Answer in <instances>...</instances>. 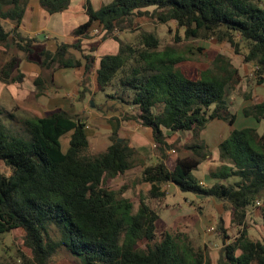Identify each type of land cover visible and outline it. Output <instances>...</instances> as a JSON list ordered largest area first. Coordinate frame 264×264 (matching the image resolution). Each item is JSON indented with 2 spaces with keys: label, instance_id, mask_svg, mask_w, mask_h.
Returning <instances> with one entry per match:
<instances>
[{
  "label": "trees",
  "instance_id": "16d2710c",
  "mask_svg": "<svg viewBox=\"0 0 264 264\" xmlns=\"http://www.w3.org/2000/svg\"><path fill=\"white\" fill-rule=\"evenodd\" d=\"M27 2L0 0V61L9 54L0 64V81L23 80L19 53L44 68L84 65L89 79L96 56L84 53L81 41L92 36L91 27L98 21L102 37H113L119 43L116 52L100 56L98 89H110L105 99L136 109L128 119L151 129L160 157L143 166L141 180L149 183L150 189L140 193L134 210L132 200L107 186L135 165L128 140H118L121 125L117 118L109 120L110 144L93 154L85 118L65 109L23 117L22 131L27 136L14 133L0 120V162L9 170L5 173L0 168V235L16 228L24 230L32 256H24L23 263L58 264L52 256L64 246L81 259L80 264H212L207 252L195 247L185 234L164 231L157 236L160 215L148 200L163 197L167 192L164 185L173 183L196 198H217L231 204V221L243 228L226 244L219 264H264V241L249 238L244 227L247 209L264 194V130L235 128L220 142L219 155L224 163L211 171L215 181L209 185L202 184L195 173L208 155L203 141L189 145L192 153L178 157L173 168L166 164V149L172 146L168 133L190 132L199 138L213 119L234 123L236 114L229 110L226 90L239 80L238 69L219 62L221 73L205 69L190 76L179 66L182 57L172 47L161 50L159 37L152 32H142L138 43H125L113 34L132 25L136 15L150 14L162 23L173 20L186 37L229 42L257 67L256 80L262 83V0H112L98 9L88 0V19L73 30L78 38L59 43L55 51L21 30ZM70 2L40 0L49 13L65 10ZM7 20L14 25L6 27ZM71 49L79 51L80 58L74 57ZM34 84L36 94L41 95L45 80L37 76ZM88 89L85 86L80 93ZM244 114L262 121L264 101L244 108ZM65 134H69L66 150L61 140ZM230 177L237 179L228 181ZM53 226L60 231L58 240L51 236Z\"/></svg>",
  "mask_w": 264,
  "mask_h": 264
},
{
  "label": "rangeland",
  "instance_id": "374dc122",
  "mask_svg": "<svg viewBox=\"0 0 264 264\" xmlns=\"http://www.w3.org/2000/svg\"><path fill=\"white\" fill-rule=\"evenodd\" d=\"M110 1L112 0H103V4H107ZM262 2L264 4V0ZM149 10L151 11V8ZM56 15L62 21L64 14L58 13ZM84 19L85 15L80 14L73 22L77 25L81 20L84 21ZM52 21L56 22V19L54 18ZM5 24L7 27L8 23L5 22ZM64 28L63 24L58 22L57 31H62ZM52 29L53 27L49 28V30ZM46 32L48 31L46 30ZM142 32H152L159 37L161 50L167 46L172 47L176 51L175 54L182 57L179 63L180 68L190 76H195L205 69H214V71L221 73L222 70L217 67L219 62L228 63L230 67H236L239 71V80L235 81L233 79L232 83L235 81L231 85L233 87H228L226 90L228 107L231 112L242 114L243 109L249 105L246 103L255 100L252 88L256 92L264 93V80L262 83L257 84V67L247 62L243 53L236 52L229 42L218 41L213 37H186L184 29L178 27L175 21L171 20L162 23L151 17L150 14L134 16L132 25L122 31L116 30L113 34L120 37L125 43H138ZM96 34V36L99 35L98 32ZM56 39H58L59 44L66 38L64 35L57 38L56 34H52L51 42L47 43V46L45 44L43 46L47 49L48 47L50 48L53 43L56 44L53 42ZM101 40H104V44H106L104 49H102V45H100L101 41L98 38L95 40L92 38L84 41L86 50L89 52L92 48L100 47L101 51L97 52L99 56L103 52L117 51L119 43L113 37H107L106 39L101 37ZM242 50H245L243 45ZM11 52L15 53V50ZM8 55L5 54L1 58L0 64L7 59ZM19 56L21 58L24 55L23 53H19ZM33 56V58H37V55ZM36 91L24 99L23 106L18 105L15 100L11 101L12 94H8L7 92L0 97V120L14 133L29 135L27 132L24 133L22 131L24 129V125L21 122L23 117L33 116L38 111H42L40 108L42 106L41 101L39 99L36 100ZM108 92H110V89L101 90L94 98L97 106H100L102 115L95 118L83 116L90 129L89 151L93 154L106 149V146L111 142L112 133L109 120L117 118L121 125L119 135L123 139L126 138L133 148L135 165L124 174H120L110 180L107 186L110 189L119 191V195L132 200L134 210H136L139 204L140 193L145 194L150 187L149 183L141 180L143 166L158 161L160 153L153 141L151 129L134 119H128L129 114L136 112V109L128 104H121L112 98L105 99V93ZM249 95L252 97L251 100H247L246 98ZM100 101H102V104H100ZM107 115L110 117H107ZM218 120L224 122L226 127L227 125H231L222 119L216 118L215 121ZM238 120L247 119L238 117ZM263 129L264 121L259 126V132H263ZM168 135L170 140L175 138L171 141L172 146L166 149V154L168 155L166 162L170 168L174 167L178 157L192 153V150L188 149V146L192 143L197 142V140L205 141L206 143V137L209 138V142L211 141L210 135L205 138H202L200 135L199 138H196L190 132L177 133L176 137L172 136L174 135L172 133H168ZM61 140L63 149L66 150L69 134L63 135ZM207 154H210V150L208 149ZM209 159L213 162L220 161L218 156L213 158V155L206 156L203 161L206 162ZM213 167L214 165L211 166L210 170ZM0 168L3 172L9 173L8 167L3 162H0ZM208 169L209 166L205 171L204 179L207 185L212 183L210 182L211 177L207 173ZM198 175H203V171H200ZM163 188L167 190L163 197L148 200L150 205L160 215L157 221L158 238L164 231L183 233L191 240L195 247L203 248L207 252L212 264H219V261L223 258L222 256L225 255L226 244L233 241L243 228L242 225H236L231 221L233 212L231 204L228 201L217 198H196L192 192L178 190L175 185H170L169 187V185L165 184ZM258 200L260 201L259 203L255 202L254 205L247 209L244 227L249 238L264 241V196H260ZM50 232L53 239L58 240L60 238V231L55 226L51 227ZM225 235L228 237L226 238ZM24 237L25 232L22 228H16L0 235V264H24L23 257L32 256ZM52 260L58 264H80L81 259L62 246L54 253Z\"/></svg>",
  "mask_w": 264,
  "mask_h": 264
},
{
  "label": "crops",
  "instance_id": "0c3cea01",
  "mask_svg": "<svg viewBox=\"0 0 264 264\" xmlns=\"http://www.w3.org/2000/svg\"><path fill=\"white\" fill-rule=\"evenodd\" d=\"M87 1L88 0H71L68 8H66L65 10L55 13H49L41 5L40 0H28L20 28L24 33L31 36L38 37V35L43 34L44 37L42 39L38 37L42 41L41 42L42 45L43 44L46 45L47 43L51 42L52 34H56L57 38L58 36L64 35L66 38L64 42H69V43L74 42L78 37L74 36L72 31L76 28V26L80 25L81 23L85 22L88 19V15L86 13ZM89 1H91L92 6L95 9H98L101 5H103V0H89ZM58 13L64 14L62 21L61 18H59L58 15H56ZM80 14L85 15V19L84 21L81 20L76 25V23H74L73 21ZM54 18L56 19V22L52 21ZM6 22L8 23L7 26L8 28L14 25V23L11 22L10 20H7ZM58 22H61L65 27L62 31L59 30L57 31L56 29L58 28ZM50 27H53V29L49 30ZM46 30L48 32H46ZM95 31L99 33L98 36H96L97 34ZM90 32L92 36L83 38L81 41L82 43L81 47L84 53H91L96 56L94 68L89 74L90 75L89 79L86 78L84 65L77 67H58L57 64H55L52 68H44L37 62L33 60H28L23 56L21 57L20 65H19V69L21 70V72L25 74L23 80L11 82V83H4L0 81V97H2L5 92H7L8 94H12L11 101L15 100L18 103V105L23 106L22 103L24 99H26L28 95H32V93L36 91L34 79L37 76H41L45 80V88L41 95L36 94L37 96L36 100L39 99L42 103V106H40L42 111H38L36 113L37 115H44L59 108L67 110L72 115L88 116L90 118H95L99 115H102V113L100 112V106H97L96 101H93L92 97L94 94L95 97L96 94H98L99 92L98 84H97V68L99 67L100 56L108 52H103L99 56L97 52L101 51L100 47L95 48V50L89 52L86 50L85 48L86 45L84 43L86 39L93 38L95 40L98 38V40L101 41L100 45H102L101 46L102 49H104V46L106 45L104 44V40H101V37L103 36V31L101 30V25L99 24L98 21H95L93 23ZM57 40L58 39L53 41L56 44L53 43L50 48L48 47L49 50L55 51L57 49L58 47ZM76 51L77 50L75 49H71V54L76 58H80L81 56L80 52L79 51L76 52ZM85 86H88L89 89L84 94H81L80 91L83 90ZM252 90L255 100L250 101V103H252L251 105L250 103H246L249 104L248 106H252L256 103H261L264 101V93L256 92L254 88H252ZM246 98L247 100H251L252 97L251 95H249ZM92 102H94V104H92ZM100 104H102V101H100ZM46 110L48 111L46 112ZM235 114H236V118L234 123L231 125H227V127L224 122L219 120L215 121L216 119H213L207 123L206 127L203 129L204 131L202 130L201 132L202 138H205L206 136L209 135L211 137L210 142L208 141L209 138L207 137H206V143L204 141V143L206 144V148L210 150V154L207 155L208 157L209 155L210 156L213 155V158L218 156L220 160L219 144L225 138H227L235 128L257 127L259 131V126L264 121L263 119L262 121L258 122L253 115H245L244 109L242 111V114H237V113ZM107 117L110 116L107 115ZM238 117L239 118L244 117L247 120H238ZM110 129L112 130V127ZM172 136L176 137L177 134H174ZM167 140L169 142L172 141L169 139V137H167ZM223 163L224 161L221 160L213 162L210 161L209 159L206 162L203 161L199 165V168L195 171V173L200 178L201 182H204L205 185H207L206 181L204 180L206 174L205 171L207 167L209 166L207 173L209 174V177H211L210 182H213L215 181V179L211 176V171L215 170L218 166H220ZM212 165H214V167L212 170H210ZM201 168L204 170H202ZM200 171H203V175H198ZM236 179L237 178L235 177H230L228 181H235ZM167 185H169L170 187V185L172 184H167ZM262 196H264V194Z\"/></svg>",
  "mask_w": 264,
  "mask_h": 264
},
{
  "label": "water",
  "instance_id": "95a60500",
  "mask_svg": "<svg viewBox=\"0 0 264 264\" xmlns=\"http://www.w3.org/2000/svg\"><path fill=\"white\" fill-rule=\"evenodd\" d=\"M38 37L40 39H42L44 37V35L43 34H40V35H38ZM92 104H94V102H92ZM118 140L121 141V140H123V138L120 137V138H118ZM172 185H174V184L172 183Z\"/></svg>",
  "mask_w": 264,
  "mask_h": 264
},
{
  "label": "built area",
  "instance_id": "2783aa9c",
  "mask_svg": "<svg viewBox=\"0 0 264 264\" xmlns=\"http://www.w3.org/2000/svg\"><path fill=\"white\" fill-rule=\"evenodd\" d=\"M201 183L205 185V183H204V182H201ZM257 202L259 203L260 201H259V200H257Z\"/></svg>",
  "mask_w": 264,
  "mask_h": 264
}]
</instances>
